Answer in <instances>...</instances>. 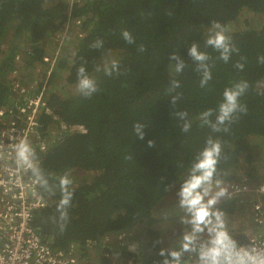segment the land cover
Listing matches in <instances>:
<instances>
[{
    "label": "trees",
    "instance_id": "1",
    "mask_svg": "<svg viewBox=\"0 0 264 264\" xmlns=\"http://www.w3.org/2000/svg\"><path fill=\"white\" fill-rule=\"evenodd\" d=\"M242 11L264 17V0H0V109L11 95L13 73L42 64L41 41L66 22L78 23L83 34L72 55L59 59L49 86L58 80L77 86L80 67L96 81L91 96L62 97L49 90L45 101L49 115L39 132L46 150L36 152L37 176L50 203L34 211L32 226L51 248L84 253L95 245L122 260L132 257L133 264L180 263L161 249L154 212L168 197L180 198L207 138L219 139L222 147L214 181L229 186L243 169L245 175L254 172L257 155L249 139H258V152H264V21L256 29L227 33L236 49L227 63L205 43L212 21L226 28ZM125 30L133 44L124 40ZM193 43L209 56L204 63L211 80L204 87V70L189 56ZM21 53L24 67L16 61ZM173 53L179 60L170 59ZM108 55L116 56L115 67L101 64ZM180 61L184 67L177 73ZM241 82L247 84L239 98L246 113H237L227 132H212L201 114L211 109L207 119L215 123L224 89ZM186 122L191 129L184 133ZM136 124L143 125V139ZM64 175L74 193L66 219L58 210ZM236 203L225 200L215 211L230 213ZM120 235L131 245L124 249L131 247L134 254L101 246Z\"/></svg>",
    "mask_w": 264,
    "mask_h": 264
},
{
    "label": "built area",
    "instance_id": "2",
    "mask_svg": "<svg viewBox=\"0 0 264 264\" xmlns=\"http://www.w3.org/2000/svg\"><path fill=\"white\" fill-rule=\"evenodd\" d=\"M66 1L74 4L80 0ZM55 45V52L44 56L42 64L35 65L42 66V70H38L33 81L26 71L13 73L11 95L7 105L0 109V264L79 263L73 247L51 248L32 226L34 211L50 203L49 196H44L39 189L36 152L46 150L39 128L42 119L49 115L45 101L63 39L56 38ZM16 61L20 67L25 64L22 55H17ZM21 143H26L30 150L27 161L18 156ZM252 165L254 172L234 179L226 193L229 201L248 204L246 216L250 226L245 232L237 233L239 243L232 237L215 248L219 251L218 264H264V152L260 159L252 160ZM123 237L118 236L119 240ZM198 248L197 257L191 256L187 264H209V251L203 253L200 245Z\"/></svg>",
    "mask_w": 264,
    "mask_h": 264
},
{
    "label": "clouds",
    "instance_id": "3",
    "mask_svg": "<svg viewBox=\"0 0 264 264\" xmlns=\"http://www.w3.org/2000/svg\"><path fill=\"white\" fill-rule=\"evenodd\" d=\"M122 36L128 44H133L135 42L132 35L127 30L123 31ZM98 43L93 44L92 47H97ZM205 43L208 47L217 51L219 53V59L223 60L225 63L229 61L230 54L233 51H236L231 43L230 36L227 35V29L218 21L211 22L210 33ZM139 50H144L143 45L140 46ZM189 56L194 61L199 62L200 68L204 70L203 79L201 80V87H204L208 81L211 80V71L204 63L209 59V56L206 52L198 51V45L195 43H193L189 49ZM170 59L179 60V57L177 53H173L170 55ZM116 64L117 63L115 61L112 62L113 67H115ZM183 67L184 63L183 61H180L175 66V71L179 73ZM236 67L242 68L243 65L237 64ZM178 86V81L174 80L173 87ZM246 88V82H241L235 84L233 87L224 89L222 102L219 103L216 109L215 123H212L207 119V117L213 114L211 109L201 114L200 118L205 124H208L211 127L212 132H227L228 127H226V125L232 122L236 114L246 113V106L239 102V98L243 95ZM77 91L83 93L85 96H91V94L96 91V81L85 73L84 67H80L78 69ZM179 115L183 117L187 115V113H180ZM142 127L143 125L141 124L134 125V130L140 139L144 138ZM190 129V122L184 123L181 127V131L184 133L189 132ZM149 146H152L151 141H149ZM29 151L28 145L26 143H21L18 151L19 158L23 161H27ZM221 151L222 147L220 140L213 139L211 136H209L205 142L204 148L197 154L194 162L192 163L189 176L182 184L180 192L178 193L180 197V207L186 209L192 218V223L196 226L207 223L212 216H215L216 221L221 227H223L221 221L223 213L219 212L218 210L214 212L213 208L218 203L219 199L226 195V189L220 188V190L212 195L211 198L205 199V197L209 196L210 186L213 184V182H215L217 186H219L221 183L219 180L214 181V177L217 172V164L219 163L221 157ZM71 184L72 180L68 177V175H64L60 178L61 200L58 205V210H61L62 219L67 218L66 210L71 206L73 199L74 193L70 190ZM124 238L125 236L123 239ZM226 239H228L227 234L225 232L219 231L216 233V240L214 243L218 244V246L223 245ZM207 251H209L208 256L210 257L209 264H218V261L216 260V257L219 255L218 249L208 248L203 253H206ZM163 254L164 253L161 252V255ZM171 256L174 259L178 258L179 253L172 252ZM188 261H186L184 264H187ZM164 264H169V262L166 260Z\"/></svg>",
    "mask_w": 264,
    "mask_h": 264
},
{
    "label": "rangeland",
    "instance_id": "4",
    "mask_svg": "<svg viewBox=\"0 0 264 264\" xmlns=\"http://www.w3.org/2000/svg\"><path fill=\"white\" fill-rule=\"evenodd\" d=\"M264 17L262 15H253L252 13H248L247 11H242L239 18L236 22L229 24L226 29L227 33L238 31V30H246V29H256L263 24ZM78 23H73L72 21L69 23H65L63 27L52 37H46L41 41V45L44 50V56H48L55 52L56 38L63 39V45L60 52V59L63 55L71 56L74 47L76 46V42L78 41L80 35L83 34V31L80 30ZM24 47V46H23ZM22 52V51H21ZM24 57V53H21ZM26 57H24L25 60ZM116 59L115 55H108L106 59L101 61V64L108 66L113 60ZM25 63V61H23ZM24 67V64L23 66ZM42 66L33 67V69H28L25 66L23 71L29 73L27 75L30 80H34L35 76L39 74ZM22 69V68H21ZM32 80V81H33ZM264 87V83L263 86ZM50 91H58L62 97H69L76 94L77 86H65L59 80L58 82H52L48 87ZM48 90V92H49ZM260 143L258 139H249L248 144L251 146L252 152L254 155V159H260L263 156V150L258 152L257 145ZM252 158V159H253ZM245 169H243L236 178L242 177L245 175ZM235 178V179H236ZM220 188L226 189V193L228 188V183L220 184L217 186L216 184H212L210 186L209 196L205 197V199L211 198ZM229 201L225 196L221 197L218 203L214 206L213 211L215 212L216 208L223 201ZM180 198H176L175 196L168 197L165 201L159 204L158 208L154 212V218L159 220L157 227L162 233L161 239V249L167 250L169 252L180 251L177 260L180 263H185L190 259V257H196L198 255V245L201 246L200 251L205 252L208 248L214 249L218 246V244H213L212 242L216 240V233L219 231L225 232L227 234L228 239H232V237H236L237 233L241 231H246L250 226V219L246 216L249 213V207L246 202H237L236 207L230 213H224L221 217V221L223 227L216 221L215 216H212L210 220L203 224L196 226L192 223V218L186 211L180 207L179 204ZM170 202H175L174 205H170ZM121 238V235H120ZM125 239V238H124ZM124 239L119 240L117 236L109 237L108 239H104L101 242V245L108 244L109 249H116L122 251L124 254H134L133 249L130 247L129 249H124L125 245H130ZM130 243V242H129ZM91 246V245H90ZM131 246V245H130ZM133 247V246H132ZM86 252L78 251L75 252V256L78 258L79 263L81 264H133L134 261L132 257L127 260H122V257H117V255L110 254L109 258H105L104 253H108L104 250V248L99 246L89 247ZM115 251V250H114ZM181 257H186L185 259H181ZM107 259V260H105ZM78 263V264H79ZM173 264H176L175 262Z\"/></svg>",
    "mask_w": 264,
    "mask_h": 264
},
{
    "label": "water",
    "instance_id": "5",
    "mask_svg": "<svg viewBox=\"0 0 264 264\" xmlns=\"http://www.w3.org/2000/svg\"><path fill=\"white\" fill-rule=\"evenodd\" d=\"M235 240L239 243V238L236 237Z\"/></svg>",
    "mask_w": 264,
    "mask_h": 264
},
{
    "label": "crops",
    "instance_id": "6",
    "mask_svg": "<svg viewBox=\"0 0 264 264\" xmlns=\"http://www.w3.org/2000/svg\"><path fill=\"white\" fill-rule=\"evenodd\" d=\"M213 243V242H212Z\"/></svg>",
    "mask_w": 264,
    "mask_h": 264
}]
</instances>
